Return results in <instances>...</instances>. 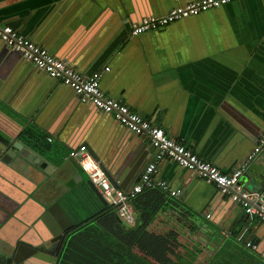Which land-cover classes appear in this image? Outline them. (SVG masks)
<instances>
[{"label": "crops", "instance_id": "obj_1", "mask_svg": "<svg viewBox=\"0 0 264 264\" xmlns=\"http://www.w3.org/2000/svg\"><path fill=\"white\" fill-rule=\"evenodd\" d=\"M68 1L71 3L60 11ZM126 2L135 18L142 13H164L175 6L173 0ZM86 4L77 0H0V19L26 38L47 45L55 56L70 55L80 48L74 53L82 71L95 64L99 65L97 72L109 67L100 80L107 95L163 128L168 136L181 140L223 172L231 173L247 162L243 157L264 132V0H235L133 37L124 30L130 14L126 19L116 10L104 22L100 13L89 15L92 6ZM7 59L6 53H0V136L12 139L26 127L28 117L22 99L17 101L6 83L5 73L14 69ZM74 98L68 91L63 93L57 101L59 109L50 113L47 126L58 121ZM81 105L65 112L59 133L71 142L84 130L91 134L95 146L110 140L116 129L113 120H98L96 111ZM62 141L51 142L48 157L54 163L70 153ZM137 156L136 152L123 154L119 149V159L113 162L114 172L123 171L119 179L126 184L138 181ZM154 157L153 147L142 152L143 160L152 162ZM159 176L180 192L175 198L187 208L177 207L175 217L171 213L159 216L149 230L155 233L154 226L161 222L163 228L180 234L167 240L177 244L173 250L183 259L203 264L225 242L228 248L234 244L245 247L246 242L252 243V235L264 251V224L252 220L227 196L220 198L214 185L170 161L160 167ZM240 182L250 191L264 187V154L256 157ZM39 191L42 197L50 189L44 185ZM176 218L180 219L177 225ZM135 225L134 213L131 226ZM165 232L163 238L168 234ZM170 257L174 259V254Z\"/></svg>", "mask_w": 264, "mask_h": 264}, {"label": "water", "instance_id": "obj_2", "mask_svg": "<svg viewBox=\"0 0 264 264\" xmlns=\"http://www.w3.org/2000/svg\"><path fill=\"white\" fill-rule=\"evenodd\" d=\"M197 1L200 0H173L175 6L169 11ZM77 2L81 5L90 4L92 7L89 5L91 7L89 15L90 12L92 15L100 13L104 22L116 10H119V13H122L126 19L130 14L126 0H77ZM70 3L71 1L66 2L59 10L63 12V9L65 10ZM169 11L160 14L156 12L152 14L142 13L139 18L132 17L130 14L131 19L129 17L130 21L125 24V34L131 30L132 25L141 22L144 18L163 16ZM123 26L124 24L120 28ZM37 42L41 44L39 41ZM41 45H44L43 47L48 49L51 54H56L44 43ZM0 51L1 55L6 53L7 60L11 62V66L14 68L11 69L10 74L5 73L4 75L7 79V85L12 88L10 93L13 97L18 98L17 101L22 99L24 115L28 117V124L15 137L12 139L0 138V264H56L58 251L68 232L75 226L74 221L62 206L61 199L76 186L86 184L106 206L110 205L91 183L74 155L77 152L81 153V149L85 148L100 163L112 185L130 193L151 163L150 160H143L142 152L150 150L152 146H149L150 142L145 136L132 132L112 114L101 112L93 103L82 102L81 96L77 95L73 89L63 84L60 85L57 79L48 76L43 70L26 60L21 51L14 50L1 39ZM79 51L80 48L74 49L70 55L63 57L58 55L56 57L64 58L69 66L87 77H92L97 72L99 65L95 64L89 69L90 72L82 71L75 61L74 52ZM67 91L74 95V101L66 104L55 124L47 126L46 122L50 113L59 109L57 101ZM81 103L82 105H89L96 111L98 120L106 117L113 120L116 129L110 140L95 146L92 141L93 138L90 137L91 134L84 130L80 131L71 142L59 133L58 129L65 120L63 119V116H66L65 112L71 111L72 108H76ZM242 124L245 126L244 122ZM28 127L42 132L47 136L50 143L55 139L63 140L62 142L70 152L68 157L63 161L54 163L49 160L48 155L45 156L33 150L22 139V133ZM116 134L119 135L117 136L119 141L115 138ZM255 146L247 156L243 157L245 161L249 159ZM119 149L123 154L132 151L139 155L137 156L139 160L135 171L138 181L134 184H126L124 180L119 179V176L123 175V171L118 169L114 172L113 170L115 161L119 159ZM156 154L157 150L154 149V156ZM255 159L249 162L248 167ZM44 185H47L50 191L40 197L38 193ZM224 197L226 198L225 195L220 194V198ZM19 224L21 228H19ZM249 239L256 246L255 251L264 257V251L259 248L260 241L256 237L254 238V235L250 236Z\"/></svg>", "mask_w": 264, "mask_h": 264}, {"label": "built area", "instance_id": "obj_3", "mask_svg": "<svg viewBox=\"0 0 264 264\" xmlns=\"http://www.w3.org/2000/svg\"><path fill=\"white\" fill-rule=\"evenodd\" d=\"M235 0H200L173 8L166 15L144 18L141 22L132 25L130 36H138L151 30H159L168 25L189 17H196L207 11L217 9ZM0 39L9 44L14 50L21 51L26 60L43 70L51 78L57 79L61 84L70 87L81 96V101L93 103L98 110L112 114L122 125L132 132L145 136L152 147L157 150L154 160L147 166L141 182L130 193L112 185L109 178L100 166V163L85 148L77 152L79 165L91 183L100 191L103 198L110 205L117 208V214L126 224L134 222V211L130 199L141 193L145 188H159L173 197L180 195L159 176L160 167L170 161L178 166L196 173L199 177L214 185L220 194L228 197L238 204L252 219L264 223V187L258 190H247L240 182L249 162L264 154V132L259 138L255 149L247 162L231 173L223 172L213 162L207 161L189 149L181 140L166 134L163 128L152 124L138 112L114 97L107 95L100 85L104 72L110 70L105 67L96 72L92 77H87L64 60L54 56L48 49L26 38L12 26L4 24L0 19ZM209 217V216H208ZM244 235L239 240L243 241ZM247 247L256 250L251 242H246Z\"/></svg>", "mask_w": 264, "mask_h": 264}, {"label": "trees", "instance_id": "obj_4", "mask_svg": "<svg viewBox=\"0 0 264 264\" xmlns=\"http://www.w3.org/2000/svg\"><path fill=\"white\" fill-rule=\"evenodd\" d=\"M22 139L42 155L46 156L51 152L52 144L37 129L28 127L22 133ZM61 204L75 226L68 232L60 247L56 264L194 263L193 260L183 259L174 250H169L164 242L165 238H159L149 230L159 216L168 217L167 213H171L175 217L177 207L187 208L162 189L145 188L130 199L136 214L135 226L120 219L117 208L113 205L106 206L86 184L73 188L61 199ZM253 250L246 244L245 247L234 244L228 248L225 242L203 264H264V259ZM171 254H174V259L170 257Z\"/></svg>", "mask_w": 264, "mask_h": 264}, {"label": "rangeland", "instance_id": "obj_5", "mask_svg": "<svg viewBox=\"0 0 264 264\" xmlns=\"http://www.w3.org/2000/svg\"><path fill=\"white\" fill-rule=\"evenodd\" d=\"M180 223V219L179 218H176V219H174V224H179ZM187 227H189V226H187ZM168 231V234H167V236H166V238L164 239L165 241V243L168 245V247H169V250H172L173 251V245L175 244V243H171L169 240H167V237H171V235H173V237H176V236H179L176 232H174V231H171V230H169V228H163V224L160 222V223H157L155 226H154V234H156V236L157 237H162L161 235L163 234V235H165L164 233H167V232H165V231ZM183 237H180V239H182ZM181 243V242H180ZM177 244H175V246H176ZM202 249V248H201ZM172 253V252H171Z\"/></svg>", "mask_w": 264, "mask_h": 264}, {"label": "flooded vegetation", "instance_id": "obj_6", "mask_svg": "<svg viewBox=\"0 0 264 264\" xmlns=\"http://www.w3.org/2000/svg\"><path fill=\"white\" fill-rule=\"evenodd\" d=\"M1 138V137H0ZM52 250H54V248H52ZM40 251V250H39ZM44 252L46 251V250H43ZM47 253H48V251H47Z\"/></svg>", "mask_w": 264, "mask_h": 264}]
</instances>
